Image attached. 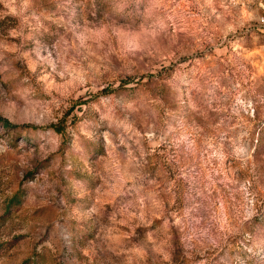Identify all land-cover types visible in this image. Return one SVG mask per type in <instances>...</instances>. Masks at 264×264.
<instances>
[{
  "label": "rangeland",
  "instance_id": "rangeland-1",
  "mask_svg": "<svg viewBox=\"0 0 264 264\" xmlns=\"http://www.w3.org/2000/svg\"><path fill=\"white\" fill-rule=\"evenodd\" d=\"M263 3L0 0V264H264Z\"/></svg>",
  "mask_w": 264,
  "mask_h": 264
},
{
  "label": "trees",
  "instance_id": "trees-1",
  "mask_svg": "<svg viewBox=\"0 0 264 264\" xmlns=\"http://www.w3.org/2000/svg\"><path fill=\"white\" fill-rule=\"evenodd\" d=\"M2 124L4 125V127L11 126L7 122H3ZM18 202H20V192H16L14 195L11 196V198L9 199L8 208L12 204L18 203ZM5 222H6L5 216H0V229L6 224Z\"/></svg>",
  "mask_w": 264,
  "mask_h": 264
},
{
  "label": "built area",
  "instance_id": "built-area-1",
  "mask_svg": "<svg viewBox=\"0 0 264 264\" xmlns=\"http://www.w3.org/2000/svg\"><path fill=\"white\" fill-rule=\"evenodd\" d=\"M257 30L264 37V3L262 4V14L256 24ZM260 51L264 54V41L260 44Z\"/></svg>",
  "mask_w": 264,
  "mask_h": 264
}]
</instances>
